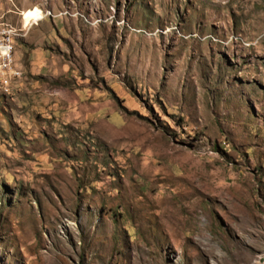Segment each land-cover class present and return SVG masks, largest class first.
I'll list each match as a JSON object with an SVG mask.
<instances>
[{
  "label": "rangeland",
  "instance_id": "374dc122",
  "mask_svg": "<svg viewBox=\"0 0 264 264\" xmlns=\"http://www.w3.org/2000/svg\"><path fill=\"white\" fill-rule=\"evenodd\" d=\"M40 1L0 80V264H264V0Z\"/></svg>",
  "mask_w": 264,
  "mask_h": 264
},
{
  "label": "built area",
  "instance_id": "2783aa9c",
  "mask_svg": "<svg viewBox=\"0 0 264 264\" xmlns=\"http://www.w3.org/2000/svg\"><path fill=\"white\" fill-rule=\"evenodd\" d=\"M15 27L3 23L0 27V80H9L11 75H20L14 70L15 64ZM13 78V76H12Z\"/></svg>",
  "mask_w": 264,
  "mask_h": 264
},
{
  "label": "crops",
  "instance_id": "0c3cea01",
  "mask_svg": "<svg viewBox=\"0 0 264 264\" xmlns=\"http://www.w3.org/2000/svg\"><path fill=\"white\" fill-rule=\"evenodd\" d=\"M12 5L15 7H7L8 10L4 12V16H8V19L12 22H10V24L12 26H15V22L16 20H18V24L19 25H22L24 29H28L30 32H32L33 30H38V31H41L43 26L45 25H48L49 22L53 21L52 20V16H47L46 15V11H49L51 10L49 7H46L45 5H43V3L38 0H9ZM35 6H38L40 7L43 11H44V18L41 20V21H38V22H32L31 25L28 27L27 26V23H26V15L27 14H30L32 13V10L30 11H27L28 8H32V7H35ZM27 9V10H26ZM24 10H26L27 12L25 13V20L23 22V16H24ZM55 18V17H54ZM24 24H25V27H24ZM50 25V24H49Z\"/></svg>",
  "mask_w": 264,
  "mask_h": 264
},
{
  "label": "bare ground",
  "instance_id": "6f19581e",
  "mask_svg": "<svg viewBox=\"0 0 264 264\" xmlns=\"http://www.w3.org/2000/svg\"><path fill=\"white\" fill-rule=\"evenodd\" d=\"M43 18H44V11L41 8H38L37 10L33 11L32 13L26 15L27 26L29 27L32 22L41 21ZM16 36H18V34L15 32V37Z\"/></svg>",
  "mask_w": 264,
  "mask_h": 264
}]
</instances>
